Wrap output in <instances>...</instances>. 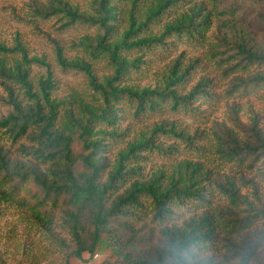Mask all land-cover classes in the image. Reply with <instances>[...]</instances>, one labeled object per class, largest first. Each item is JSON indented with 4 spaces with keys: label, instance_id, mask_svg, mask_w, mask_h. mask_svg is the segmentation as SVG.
Returning <instances> with one entry per match:
<instances>
[{
    "label": "trees",
    "instance_id": "16d2710c",
    "mask_svg": "<svg viewBox=\"0 0 264 264\" xmlns=\"http://www.w3.org/2000/svg\"><path fill=\"white\" fill-rule=\"evenodd\" d=\"M122 1H128L131 6L128 13L129 28L117 39L120 23L117 4ZM239 1L254 6L257 10L255 16L244 19L239 8L229 4L228 0H210L209 8L204 0H93L94 17L78 14L61 0H51L55 6L36 8L35 14L44 19L56 13L63 14L66 22L62 27L75 23L96 25L101 31L100 36L95 40H85L86 43L80 47H83L90 60L106 59L113 69V76L105 79L102 84L94 83L91 78V85L98 97L97 106L79 103L78 109L82 117L75 118L72 112L67 113L61 130L53 129L55 113L54 106L49 102L50 82L40 83L39 97L38 93L33 92L28 79L27 67L31 63H39V60H29L25 48L18 40L13 48L0 43V83L6 93L4 103L11 108L7 117L0 118V132L12 140V143H17L22 138L31 140V144L35 146L28 151L22 146L20 152H31L30 155L40 160L41 164L50 162L51 170L48 173L53 177L52 181H48L47 175L29 161L9 160V151L0 146V201L27 210L34 223L49 235L51 217L40 211L44 200H39L35 194L31 197L34 205L20 200L21 186L32 182L46 194H55V199L63 196L67 210L62 223L69 229L74 247L72 260H67L64 264H86L94 257H110L113 260L111 264H216L203 255L216 249L215 241L219 236H224L226 249L231 257H236L233 264H260L264 233H261V238L254 240L246 239L245 234L257 221L264 220V207L256 208L243 197L234 177L222 176L220 181L217 177H211V173L205 170L201 162L184 161L176 166L166 180L164 174L160 173L147 181L131 182L106 208L107 193L117 189V184L125 185L132 178L139 177L137 169L126 168L125 164L130 160H143L144 156H137L136 153L146 151L152 140L148 138L143 143L130 145L125 153L119 154L115 167L104 184L98 183V178L105 168V158L102 156L105 152L100 150V141L91 140L95 135L93 130L114 127L123 119V112L117 110L123 99L132 109L134 118H139L146 112L158 111L163 105H168L171 110L187 112L194 109L191 102L204 98L208 100L210 94L206 89L210 81L206 79L200 80L188 94H177L176 87L184 82L197 62L194 60L182 66V54L164 73L162 86L159 88L133 90L127 86H116V83L124 77L127 69L137 70L140 65L145 64L140 62V57L128 61L123 53L131 49H168L172 41L169 39L166 42L165 39L171 37H184L191 45L200 44L214 22L217 23V34L215 42L209 43L211 59L215 60L218 68L228 67L223 71L224 75L235 72L247 74L245 79H237L228 94L263 87L264 69L261 68L264 66V44L256 40V32L264 33V0ZM165 15L171 20L165 24L161 35L139 38L138 34L143 29H147L149 24L157 23ZM57 51L61 66L82 71L91 77L90 64H67L61 60L60 50ZM10 55L20 56V59ZM9 59H12V65L9 64ZM253 67L258 70L253 72ZM13 86L22 90V97L29 104L23 105L18 95L14 94ZM41 101L44 102L43 106ZM44 107L48 109L47 113H43ZM31 127L37 131L32 136L28 132ZM216 131L215 153L219 160L244 165L248 169L254 168L261 160L264 165V133L257 129L255 122L251 124L247 140L238 138L231 130ZM74 144L87 152L81 158L83 168L77 178L71 156V146ZM212 188L225 201L224 208H212ZM145 199L150 201L153 220L159 223L165 217L172 216L174 208L187 202H193L199 209L210 210H206L197 219H190L182 229L164 228L161 248L152 256L132 261L127 255L109 249L107 244H115L106 235L115 217L137 220L145 209L141 203ZM125 229L129 230V227L125 226ZM231 237L238 240L239 237L243 238L237 245ZM106 254L109 255L103 256Z\"/></svg>",
    "mask_w": 264,
    "mask_h": 264
},
{
    "label": "rangeland",
    "instance_id": "374dc122",
    "mask_svg": "<svg viewBox=\"0 0 264 264\" xmlns=\"http://www.w3.org/2000/svg\"><path fill=\"white\" fill-rule=\"evenodd\" d=\"M77 11L78 14L94 17L93 0H61ZM200 0H197L199 2ZM210 0H204L207 7H210ZM229 4H234L240 10L242 17L252 18L256 14L254 6L239 0H228ZM52 5L51 0H0V43L7 48H13L16 40L25 48L27 58L38 59V62L31 63L29 70V82L34 93L40 97V83L49 81L51 89L48 91L49 102L54 106L55 117L52 122L54 130H61L64 117L72 112L74 117H82L78 109L79 103L90 106H97L98 97L93 90L91 81L102 84L105 79L113 76V69L108 65L106 59L97 61L90 60L84 53L81 44L85 40H95L100 36L101 31L97 26L90 24H73L62 27L66 22L63 14H54L49 18L38 17L35 9L40 6ZM120 12V23L117 39L129 28L128 13L131 6L128 1L117 4ZM139 18V15H136ZM172 18V17H171ZM170 17L163 16L157 23L149 24L147 29H143L139 38L147 35L159 36L163 27L170 21ZM217 23L206 33L202 43L191 45L186 38L176 39L171 37L165 39L172 41L168 49L150 48L144 50L131 49L123 53L128 61L140 57L139 69H127L126 74L115 85L127 86L133 90L149 89L154 90L162 86L164 73L171 68L173 62L182 54L181 65L186 66L189 62L196 60L194 68L184 82L176 87V92L180 96L188 94L196 84L206 79L210 81L206 91L210 94L209 99H198L191 102L194 107L191 111L171 110L168 105H163L162 109L155 112H146L139 118H134L132 109L123 99L117 110L123 114L122 120L114 127H103L95 129V135L91 140L100 141L102 156L105 158V168L101 171L98 183L104 184L115 167L119 154L125 153L130 145L143 143L148 138L152 140L151 145H147L146 151L137 152V156H144L143 160H130L126 163V168H135L139 177L132 178L125 185L117 184V189L107 193L105 206L108 208L116 196L121 195L131 182L147 181L155 174H164L166 180L176 166L180 163L201 162L205 170L211 173V177H217L221 181L222 176H232L236 180V186L240 189V194L246 197L254 207H264V165L262 160L257 165L248 169L246 166H238L236 163L221 161L216 155V130L226 129L233 131L238 138L247 140L251 124L256 123L257 129L264 133V86L247 92L232 91L237 79H245V72L223 74L228 67L218 68L215 60L209 54V43L216 40ZM256 40L264 44V33L256 32ZM94 44V43H93ZM60 50L61 60L67 64L74 62H84L90 64L89 77L82 71L71 68H64L60 65L58 51ZM232 54V53H231ZM12 58L20 59V56L10 55ZM12 65V59L8 60ZM230 67V66H229ZM264 69L262 66L261 70ZM253 72L257 71L255 67ZM92 78V79H91ZM14 94L23 105L29 104L27 99L22 97V90L13 86ZM6 93L0 83V118H5L11 112L7 106ZM43 106L44 102H40ZM48 109L44 107L43 113ZM172 125V127H170ZM30 136L37 133L33 127L28 130ZM97 132V133H96ZM181 136V138H179ZM26 138H22L17 143H12L7 136L0 132V146L9 151L8 159L11 161L30 162L47 175V180L52 181L49 175L51 163L41 164L40 160L34 159L31 152H20V147L27 151L34 144ZM87 154L82 151L77 144L71 146V156L74 160L75 177L82 172L81 158ZM242 181H241V180ZM20 200H25L34 205L31 197L35 194L39 200H44L40 207L41 214L45 213L51 217L50 234L47 235L36 223L30 213L17 207L0 201V264H64L67 260H72L71 235L69 229L62 223L64 212L67 208L63 202V196L57 197L55 194H46L39 186L32 182L24 183L21 186ZM214 190V188H212ZM30 191V193H27ZM214 190L212 196V208L226 205L225 201ZM144 211L137 220L115 217L106 235L115 245L107 244L112 251L127 255L129 260L137 261L152 256L163 244L164 228L182 229L190 219L199 218L206 210L199 209L193 202H187L172 210L173 215L165 217L159 223L153 220L150 213V201L143 200ZM129 227V230L125 229ZM90 230H92L90 228ZM245 238L254 240L261 238L264 233V220L257 221L250 230L246 231ZM224 236H219L215 241L216 249L203 255L216 264H233L231 257L223 241ZM231 237L233 242L239 245L240 240ZM109 253V252H108ZM109 254L103 255L108 256ZM233 258V259H232ZM110 257H94L86 264H111ZM260 264H264V248L259 255ZM75 264H82L76 262Z\"/></svg>",
    "mask_w": 264,
    "mask_h": 264
}]
</instances>
